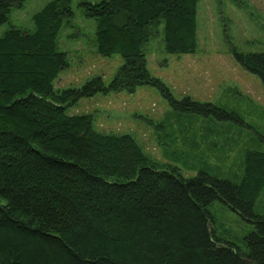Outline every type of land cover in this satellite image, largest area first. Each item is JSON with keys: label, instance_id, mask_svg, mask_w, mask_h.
Listing matches in <instances>:
<instances>
[{"label": "trees", "instance_id": "1", "mask_svg": "<svg viewBox=\"0 0 264 264\" xmlns=\"http://www.w3.org/2000/svg\"><path fill=\"white\" fill-rule=\"evenodd\" d=\"M23 0H0V25ZM200 0L83 1L96 20L97 51L124 62L102 76L56 90L69 66L58 49L71 0H51L34 29L0 35V264H264V153L247 151L243 181L206 170L183 175L144 153L130 134L102 133L92 115L67 108L97 93L157 87L175 110L243 123L233 111L186 96L178 100L148 69L146 46L162 28L167 53L198 48ZM264 83V52L235 53ZM220 200L254 230L246 249L217 236L209 209Z\"/></svg>", "mask_w": 264, "mask_h": 264}, {"label": "rangeland", "instance_id": "2", "mask_svg": "<svg viewBox=\"0 0 264 264\" xmlns=\"http://www.w3.org/2000/svg\"><path fill=\"white\" fill-rule=\"evenodd\" d=\"M49 1L23 0L14 6L9 20L0 25V35L11 26L33 30L34 14ZM83 1L101 0H71L74 16L64 21L58 36V49L67 53L69 66L56 79V90L80 87L99 75L108 84L124 62L119 54L98 53L96 20L84 12ZM197 28L198 48L189 54L167 53L161 28L146 46L148 69L178 100L190 96L211 102L233 111L243 123L175 110L151 85L134 93L83 97L67 112L92 115L94 128L102 133L130 134L145 154L160 164L176 166L185 176L206 170L240 184L247 151L264 153V83L235 53L264 52V0H200ZM209 209L217 236L246 249L244 237L254 230V223L220 200ZM254 210L264 216V188Z\"/></svg>", "mask_w": 264, "mask_h": 264}]
</instances>
